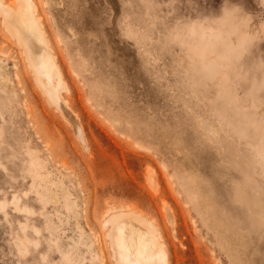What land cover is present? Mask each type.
Instances as JSON below:
<instances>
[{"label":"rangeland","instance_id":"obj_1","mask_svg":"<svg viewBox=\"0 0 264 264\" xmlns=\"http://www.w3.org/2000/svg\"><path fill=\"white\" fill-rule=\"evenodd\" d=\"M33 2L73 116L0 0V264H118L113 218L167 264H264V0Z\"/></svg>","mask_w":264,"mask_h":264},{"label":"bare ground","instance_id":"obj_2","mask_svg":"<svg viewBox=\"0 0 264 264\" xmlns=\"http://www.w3.org/2000/svg\"><path fill=\"white\" fill-rule=\"evenodd\" d=\"M28 3L29 10L26 11L29 17L28 25L23 26L17 22L11 21L13 26H9V29L25 49L31 67L40 83L44 86L51 101L55 103L62 112L72 117L73 115L65 100L66 98L62 95V89L66 86L63 72L60 65L55 61L49 39L42 27L41 16H37L36 14L37 8L35 3L33 0H28ZM5 8H3V10ZM11 12L17 14L12 8L7 7L6 11H4V15ZM128 215L130 214L128 213ZM137 216L140 215L137 214ZM113 220H115L114 241L117 245L119 257L118 264H167L166 251L159 241L155 226L151 222L146 220L142 221V223L145 222L148 226V229L144 230L145 228L141 229V227H138L134 222L114 218ZM137 241H139L140 246H142L140 253L131 255L123 252L124 248L130 252L131 247L129 245H134Z\"/></svg>","mask_w":264,"mask_h":264}]
</instances>
